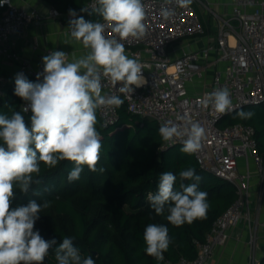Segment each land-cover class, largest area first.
Returning a JSON list of instances; mask_svg holds the SVG:
<instances>
[{"label": "clouds", "instance_id": "obj_1", "mask_svg": "<svg viewBox=\"0 0 264 264\" xmlns=\"http://www.w3.org/2000/svg\"><path fill=\"white\" fill-rule=\"evenodd\" d=\"M6 2L0 0V5ZM192 2L164 0L160 14L170 19L175 14L170 4L188 8ZM94 11L100 20H85L72 9L68 13L72 17L70 37L82 43L87 53L70 61L68 53L51 51L42 57L43 71L35 81L17 73L14 95L25 102L22 111L8 106V113L0 112V264H43L50 250H54L57 264H96L91 255L81 253L72 237L65 236L61 242L45 240L34 230L41 211L49 206L47 201L41 204L32 199L26 205L13 206L17 189L27 194L33 183L40 182L41 162L48 168L61 161L72 162L67 176L70 183L80 179L85 167L90 172H104L103 167H97L102 149L97 112L115 110L124 100L119 95L102 94V80L106 78L123 94L147 83L143 65L126 53L124 44L146 34L143 0H96ZM201 103L218 114L234 111L226 87L206 93ZM28 112L30 126L22 114ZM254 115L253 110L241 109L234 118L250 120ZM158 134L164 142L179 140L180 151L189 155L198 153L206 139L205 128L189 120L164 123ZM201 180L192 167L177 174H159L157 189L148 194V201L167 223H149L144 228L146 255L158 262L164 260L172 243L168 224L181 227L207 218L211 205L208 193L199 188Z\"/></svg>", "mask_w": 264, "mask_h": 264}, {"label": "built area", "instance_id": "obj_2", "mask_svg": "<svg viewBox=\"0 0 264 264\" xmlns=\"http://www.w3.org/2000/svg\"><path fill=\"white\" fill-rule=\"evenodd\" d=\"M198 1L204 5L202 0ZM143 3L146 34L142 39H130L124 44L126 53L143 65L147 83L135 88L133 93L123 94L104 78L102 94L121 96L130 113L154 119L159 127L169 121L182 124L189 120L199 122L205 128L206 139L194 156L202 168L231 182L237 189V197L212 222L205 240L195 242L194 257L182 256L166 264H207L214 249L227 241L228 230L240 221L251 220L253 179H256L257 200L264 201V154L258 150L253 127L241 122L220 127L218 122L225 114H218L211 107L204 108L201 103L206 93L224 87L231 92L234 110L264 103V0H233L228 18L212 12L216 19L215 38L199 50L173 45L175 41L205 32L192 4L188 8L170 4L175 14L170 19H164L160 14L164 0H143ZM0 7L3 8L0 16V57L17 64L14 77L23 73L35 81L37 74L43 71L44 55L33 66L14 50L12 38L20 36L31 23L52 18L69 24L72 17L69 11L60 12L53 6L40 11L13 0ZM95 7L96 0H86L82 10L94 11ZM177 50L179 53H176ZM50 52V49L44 51L46 55ZM7 81L8 78L0 74V95L5 93ZM98 114L105 126L118 120L117 109H100ZM175 143L181 142L175 139L164 142L162 148ZM253 227L249 228L252 246L249 264L258 262L255 256L256 225Z\"/></svg>", "mask_w": 264, "mask_h": 264}, {"label": "trees", "instance_id": "obj_3", "mask_svg": "<svg viewBox=\"0 0 264 264\" xmlns=\"http://www.w3.org/2000/svg\"><path fill=\"white\" fill-rule=\"evenodd\" d=\"M60 12L70 9L88 20L100 19L91 11H83L86 0H44ZM3 8L0 7V16ZM34 81L33 77L26 76ZM15 78L0 95V112L8 113V106L22 111V101L14 95ZM253 110L250 120L236 117L239 110ZM118 120L105 126L97 112V130L101 134V158L97 165L104 172H90L85 167L79 180L69 182L70 161H61L54 168L41 162V173L27 194L18 189L13 206L26 205L36 200L49 206L40 213L34 230H39L45 240L55 238L61 242L72 237L83 255H91L96 264H166L180 257L192 258L196 254L195 242L205 240L212 222L237 197L236 187L226 179L202 168L194 154L180 151L182 144L162 148L158 123L151 118L130 113L125 105L117 108ZM30 126L31 112L22 113ZM244 123L254 129V138L260 153L264 154V103L245 105L225 114L218 122L220 127ZM195 168L202 177L199 188L208 193L210 209L207 218L175 227L168 224L172 243L164 253L163 261H156L145 254L144 228L149 223H167L164 216H157L151 209L148 194L157 189L159 174ZM191 183V181H184ZM178 187V184H177ZM43 264H57L54 250H50ZM257 264H264V252Z\"/></svg>", "mask_w": 264, "mask_h": 264}, {"label": "crops", "instance_id": "obj_4", "mask_svg": "<svg viewBox=\"0 0 264 264\" xmlns=\"http://www.w3.org/2000/svg\"><path fill=\"white\" fill-rule=\"evenodd\" d=\"M15 3L24 4L27 7H35L40 11H46L50 5L44 0H13ZM204 5L200 6V17L205 27V32L201 35L186 37L175 41L174 46H180L183 49L199 50L204 47L207 42L214 40L216 19L212 12L228 18L233 6V0H202ZM85 20L87 18L83 17ZM14 42V50L19 56L29 61L33 66L42 55H46V49L60 50L69 52L68 59L74 60L87 53V49L82 43L70 37L68 24L63 20L46 18L39 23L29 24L20 36L12 38ZM36 46L37 48H33ZM179 48V49H181ZM178 49V50H179ZM176 53H179V51ZM17 64L11 60L0 57V74L8 78L7 86L15 78V69ZM251 202L249 222L240 221L234 227L228 230L227 241L217 246L207 264H249L252 252L250 243L249 228L254 229L256 225L257 238L255 241V256L257 259L264 252V201L257 200L256 197V179L251 184Z\"/></svg>", "mask_w": 264, "mask_h": 264}, {"label": "rangeland", "instance_id": "obj_5", "mask_svg": "<svg viewBox=\"0 0 264 264\" xmlns=\"http://www.w3.org/2000/svg\"><path fill=\"white\" fill-rule=\"evenodd\" d=\"M192 5H193V7L195 8L197 14H198L199 17H200V6H201L200 2H199L198 0H193ZM201 7H202V6H201ZM90 14H91V16L95 15V11H91ZM200 19H201V17H200ZM245 221H246V220H245ZM256 234H257V233H256Z\"/></svg>", "mask_w": 264, "mask_h": 264}]
</instances>
